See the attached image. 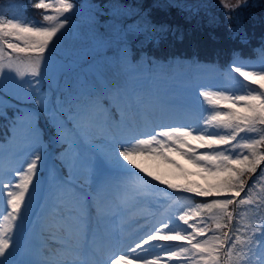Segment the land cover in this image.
Here are the masks:
<instances>
[{
  "label": "snow or ice",
  "instance_id": "snow-or-ice-1",
  "mask_svg": "<svg viewBox=\"0 0 264 264\" xmlns=\"http://www.w3.org/2000/svg\"><path fill=\"white\" fill-rule=\"evenodd\" d=\"M220 3L226 20L249 6L248 0ZM11 6L18 8L15 0ZM32 7L45 10L39 21L0 11V85L9 77L18 84L28 83L29 88L14 99L35 106L25 110L18 104L11 118L12 128L23 126L33 142L25 153L29 158L17 168L0 165V205L6 202L0 212V264H167L159 256L146 258L143 246L149 242H160L173 264H264V214H260L264 196L255 191L264 182V168L253 179L264 162V61L259 70L233 61L230 73L243 78L239 89L217 86L218 90H211L209 86L199 90L197 122L156 124L151 132L129 136L137 118H144L153 103H166L145 86L142 72L147 69L132 65L125 47L118 64L121 71L102 87L84 78L72 84L65 80L62 86L54 83L56 72L65 73L63 66L51 65L49 58L56 40L71 27L76 5L72 0H36ZM89 21L84 39L99 55L106 41L96 34L94 17ZM160 30L167 31L164 26ZM229 32L232 38L246 39L239 23ZM97 73L102 74L99 69ZM45 83L47 92L42 91ZM4 107L0 101V116L9 119ZM41 119L52 130L50 144L67 145L56 157L60 168L49 167L52 154L40 145ZM93 141L104 147L98 148ZM140 160L164 166L165 172L156 174ZM181 160L195 172L190 173ZM60 169L67 174H59ZM106 171L123 178L113 182L105 177ZM177 174L198 175L203 183H174L165 178ZM135 180L159 182L179 193L177 199L188 194L201 202L177 208L174 221L161 223L126 254L111 253L92 261L89 256L97 251L99 235L92 219L99 226L117 215L105 203V186L114 183L116 197L126 203L139 195ZM49 213L57 217V227L64 234L51 235L58 248L40 256L30 247L29 225L49 231L44 223ZM174 222L182 225L181 230L170 227ZM105 237L115 239L109 232ZM164 242L187 243L167 250Z\"/></svg>",
  "mask_w": 264,
  "mask_h": 264
},
{
  "label": "rangeland",
  "instance_id": "rangeland-1",
  "mask_svg": "<svg viewBox=\"0 0 264 264\" xmlns=\"http://www.w3.org/2000/svg\"><path fill=\"white\" fill-rule=\"evenodd\" d=\"M160 1L161 3L159 4L162 5L164 9L168 10V16L175 17L172 14H175V10L177 9L179 17L184 21H187L185 19L192 16H194L196 21L204 19L210 20L211 17L225 11V9L221 7L220 0ZM228 2L235 3V0H228ZM248 3V7H241L240 9L264 7V0H248ZM141 16L142 20L139 24L137 21H132L129 25L123 26L117 35L110 38L106 37L105 46L100 50L99 55L91 51L89 42L84 39V37L89 33V24L84 23L76 25L71 22V27L68 31H66L60 39L56 40L53 53L49 58L51 65L63 66L65 73L62 75L60 72H56L53 82L59 83L62 86L65 80H67L69 84H72L77 78H84L95 83L96 80L104 79L106 75L112 74L108 69L110 64L108 57L115 52V49L109 46L110 42L117 41L119 43H126L118 50L119 57H121L125 47L127 52H131L132 46H130V44L140 46L142 43L150 40L155 35V31H149L145 29L144 26H141L144 20H147V18L144 17L146 16L145 12ZM162 16L163 15H159V18ZM126 30L138 32V38L134 42H126L124 38V32ZM97 35L101 36L98 33ZM82 39L83 42L81 41ZM21 59L26 61L28 58L21 57ZM97 69L100 70L102 73L101 75H98ZM51 71L52 70L49 69L50 74ZM209 86H211V90H218L217 86H219L220 89L225 88L221 81L197 85V87L193 90H190V95L185 96L180 101H177V103L171 107L155 105V108H151L144 118H137L135 124L127 134L129 136H134L142 132H151L152 126L156 124H172L174 126H179L184 122H197L200 116L197 104V93L202 88H208ZM44 87H48V84L45 83L43 88ZM28 88V83L25 82L23 84H18L11 77L6 79L3 85H0V101L4 102V112H6L7 115L14 113L18 104H29L27 101L21 103L14 99L15 96L21 94L22 89ZM9 102H11V107L7 106ZM20 108L25 110L29 109L25 107ZM1 118H3V116H1ZM6 128L7 127L5 125L0 128V133H2L3 136ZM18 128V130L16 128H12L13 136L9 145L14 146H0V165L4 168L20 167L22 166L21 162L29 158V156L25 153L33 142L27 135L26 129L23 126H19ZM49 137H51V135ZM22 142H25L26 144L23 145ZM93 143L98 148L104 147V145L99 143V141H93ZM45 150L52 154V159L48 162L49 167L55 166L56 168H59L55 162L56 157H58L55 154L57 150L54 151L50 148H45ZM139 162L156 174H163L165 172L164 166L157 168L152 161L140 160ZM189 166L192 168V165L189 164ZM185 168L188 169L187 167ZM261 168H264V163L260 166L255 176L256 178L258 177ZM192 169L193 171L188 169L190 173L195 172V169ZM43 171L44 169H42V172ZM59 174H62L61 171ZM104 175L113 182H119L123 178L122 174L116 172L106 171ZM141 175H144V173H141ZM97 178L98 177H94V180ZM165 178L172 180L174 183H184L186 181H197L203 183L200 176L192 174H189L186 177L180 176L179 174L166 175ZM148 179L151 180L152 178L149 177ZM7 182L8 181L5 180V183ZM80 182L83 183V180L81 179ZM134 187L139 192V195L134 198H130L126 203H121V201L116 197L114 183H109L105 186V203L109 208H115L117 215L114 220H110L106 224H100L99 226L97 225L96 220L94 218L92 219L91 226L93 228L98 227L99 231L96 241L97 251L89 256L92 261L103 260L111 253L126 254L130 247H135L136 243H139L142 238H145L146 235L154 228H158L161 223H167L170 219L174 221L175 216L178 215L176 209L187 208L186 206L180 207L179 202L184 200L188 203H195V200H189L190 198L188 194H183L180 199H177V196H180L179 193H175L170 189H168L170 191L164 190L163 188L167 187L159 182L146 184L143 181L135 180ZM255 191L260 196H264V182L258 183ZM4 207H6V202L5 204L0 205V212L3 211ZM0 223H3L2 216H0ZM44 223L50 226L49 231H42L39 227L33 229V226L29 225V229L32 232L30 247L37 255L40 256H47L49 251L58 248L57 243L51 238V235L64 234L63 229L57 227V217L54 214H51V219H49V221L44 220ZM241 223H243V221ZM170 227L174 230H181L182 225L174 222L170 224ZM106 232L112 233L115 239L112 241L106 239ZM186 243L187 242H164L163 247L167 250H175L176 244ZM143 248L147 250L146 258L152 259L159 256L162 260L167 261V264H173V261L164 256V252L161 250L160 242H149V244L144 245ZM137 252L140 255H145V252L141 249H138Z\"/></svg>",
  "mask_w": 264,
  "mask_h": 264
},
{
  "label": "trees",
  "instance_id": "trees-1",
  "mask_svg": "<svg viewBox=\"0 0 264 264\" xmlns=\"http://www.w3.org/2000/svg\"><path fill=\"white\" fill-rule=\"evenodd\" d=\"M35 2L36 0H15L18 8H14L11 6L12 0H0V11L18 13L25 18L39 21L45 10L32 7ZM72 2L76 8L71 15V22L76 25L89 24V18L94 17L96 34H100L104 39L117 35L123 26L129 25L132 21L139 24L142 20L141 15L146 13L144 17L147 20H144L141 26L149 31H155V35L140 46L130 44L132 50L127 52L128 58L132 65L147 69L142 72L145 86L153 90L166 105H174L190 95V90L197 85L208 82L221 81L224 87L239 89L243 78H240L238 73H230L233 61L249 65V70H259L261 61H264V7L237 9L231 13V19L227 20L224 11L210 20L196 21L192 16L184 21L179 17L177 9L175 14L171 13L175 17L168 16V10L159 4L160 0H72ZM113 10H116L117 14L114 15ZM159 15L163 16L159 18ZM237 23L243 26L246 33L243 42L239 37L232 38L229 32ZM161 26L167 31H161ZM81 41L83 42V39ZM125 44L117 41L109 44L115 52L108 57L110 61L108 69L112 73L106 75L108 81L121 71L118 66L120 59L118 50ZM102 85L103 83H96L97 87ZM47 90L48 87L43 88L44 92ZM158 104L160 103H153L151 107ZM19 106L35 107L32 104ZM13 114L7 115L9 119L0 116V128L4 125L7 127L4 136L0 133V146L9 145L11 141ZM41 125L43 132L40 142L50 147L49 136L52 130L43 123V119ZM64 147L67 145L57 147V156ZM255 176L256 174L253 175V179H256ZM251 182L249 180V183ZM200 202L201 199L196 198L194 204L183 200L180 205L192 207ZM260 214H264V207L261 208ZM49 218L50 216L47 219Z\"/></svg>",
  "mask_w": 264,
  "mask_h": 264
},
{
  "label": "water",
  "instance_id": "water-1",
  "mask_svg": "<svg viewBox=\"0 0 264 264\" xmlns=\"http://www.w3.org/2000/svg\"><path fill=\"white\" fill-rule=\"evenodd\" d=\"M125 37L128 41H133L138 37V34L135 32L127 31Z\"/></svg>",
  "mask_w": 264,
  "mask_h": 264
}]
</instances>
